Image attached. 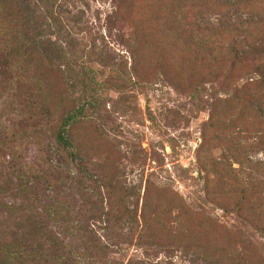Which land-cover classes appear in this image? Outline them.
<instances>
[{"label": "rangeland", "instance_id": "1", "mask_svg": "<svg viewBox=\"0 0 264 264\" xmlns=\"http://www.w3.org/2000/svg\"><path fill=\"white\" fill-rule=\"evenodd\" d=\"M63 12L65 63L17 61L24 36L0 27V237L21 240L35 216L66 242L94 228L118 264H264V76L251 80L264 75V0H65ZM78 104L73 162L56 135Z\"/></svg>", "mask_w": 264, "mask_h": 264}, {"label": "trees", "instance_id": "2", "mask_svg": "<svg viewBox=\"0 0 264 264\" xmlns=\"http://www.w3.org/2000/svg\"><path fill=\"white\" fill-rule=\"evenodd\" d=\"M59 1L60 3L54 1L52 4L51 1L46 0H0V27L13 37L24 36V40L21 41L22 49L17 47L13 50L16 60L20 59L19 54L25 50V54L42 58H51L56 55L65 63L66 50L70 48L71 44L66 41V33H64L65 0ZM49 31L52 34H49ZM53 37H56V40H53ZM15 38L17 39V37ZM88 75L89 73L85 72L86 78ZM263 76L259 73L254 75L251 80L254 81ZM134 79L137 80V75L134 76ZM90 82L91 86L97 83L91 79ZM94 90L96 89L94 88ZM91 92L90 90L89 93ZM89 103L97 106L99 98L93 99ZM86 108V104L83 107L78 104L60 118L56 141L59 148L70 155L73 162H77L80 156L73 130L84 123L83 115ZM43 109L45 110L44 107ZM262 140L263 137L260 136V142L263 145ZM147 210L148 205L146 204L141 217H135V220L133 218V224L137 223L142 228L140 232H143V235L149 228L144 226L145 223L147 225ZM103 216L105 219L101 220V223L105 227L104 229L109 232L112 230L111 222L115 215L111 210L106 209ZM39 218L35 216L29 218L34 224L24 227V234L21 240H17L16 243H8L0 237V264H27L28 262L32 264H118L117 261L106 256L107 250L115 245L104 243L101 238L98 239V231L94 228L76 226L72 229L74 242H66L56 237L42 221H35ZM258 230L264 234V230ZM18 237L16 235L13 240L15 241ZM128 264H175V261L169 258L166 262H152L147 256H144L143 260L132 259Z\"/></svg>", "mask_w": 264, "mask_h": 264}]
</instances>
